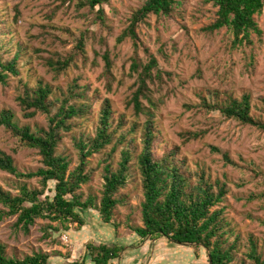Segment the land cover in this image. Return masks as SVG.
<instances>
[{
  "label": "rangeland",
  "instance_id": "obj_1",
  "mask_svg": "<svg viewBox=\"0 0 264 264\" xmlns=\"http://www.w3.org/2000/svg\"><path fill=\"white\" fill-rule=\"evenodd\" d=\"M144 1L110 0L104 7L107 30L92 25L88 18H84L85 10L77 13L72 5L62 6L56 0H0L3 61L11 60L19 53V76H9L7 86H0V111L10 110L20 126L45 128V115L37 113L34 118L26 119L22 114L17 98L24 94L25 86L33 89L41 82L51 88L50 98L56 99L61 98L67 86L78 79L79 85L89 87V95L97 92L100 100L109 99L115 115H123L126 123L141 125L147 116H136L129 103L135 91V79L128 75L132 44L126 41L116 45L115 40L127 26L131 14ZM178 1L179 7L173 18L157 20L151 17L139 28L142 43L156 58L159 67L160 77L149 83L151 102L142 100L143 106L155 116L158 130L155 156L178 149L175 153L178 163L185 162L192 172L204 171L212 182L219 180L225 183L227 196L217 208L225 209L228 230L233 237L242 239L253 235L264 257V177L256 174H264V134L224 120L218 111L204 112L199 107L198 98L203 95L211 102L247 94L252 114L260 116L258 109L264 100V13L257 19L263 32L262 45L258 48L254 69L248 70L240 54L230 56L224 51V30L212 37L199 33L214 18L215 10L211 5H203L204 0ZM54 12V17L50 19ZM61 29H68L75 36L80 32L87 33V62L79 61L76 67H70L55 77L49 61H55L57 56L66 57L74 47L72 40ZM105 53L113 62L114 81L110 92L101 77ZM98 109L99 102H96L92 113L76 120L77 126L62 136L57 154L69 158L70 170L77 165L72 137L94 135ZM190 133L202 135L185 143ZM211 147L226 153L237 168L225 165L221 155L213 153ZM0 151L11 156L21 171H35L41 166L40 157L34 150H20L16 141L3 129H0ZM108 152L109 149L88 159L86 170L92 175L90 182L83 185L79 192L83 200L88 196L100 200L102 167ZM114 159H118V152ZM15 181L10 175L0 172V186L13 194H16ZM27 185L31 189L38 188L35 180L27 182ZM49 189L52 195L53 183L49 184ZM251 196L257 198L250 199ZM120 197L124 202L114 211L110 224H104L96 211L87 210L79 212L83 227L72 222L60 225L39 219L30 227L29 234L24 235L15 227L16 217L5 218L0 222V244L5 246L9 258L21 259L33 253H43L50 257L53 264L80 263L87 252V245L99 244L131 247L126 257L128 264H189L195 261L197 254L194 248L167 245L166 242L154 244L150 240L138 239L127 229V225H142L140 205L143 193L140 176L135 169ZM0 210H4L1 205ZM64 237L67 241L63 240ZM238 258L234 264L238 263Z\"/></svg>",
  "mask_w": 264,
  "mask_h": 264
},
{
  "label": "trees",
  "instance_id": "obj_2",
  "mask_svg": "<svg viewBox=\"0 0 264 264\" xmlns=\"http://www.w3.org/2000/svg\"><path fill=\"white\" fill-rule=\"evenodd\" d=\"M62 6L72 5L79 13L85 10L83 17L92 25L107 30L104 7L110 0H56ZM203 5H211L213 20L200 30V34L214 36L225 31L223 49L230 56L241 55V61L248 70L255 67L258 48L262 45L263 32L257 19L264 13V0H204ZM179 7L178 0H145L134 11L127 26L116 38V45L130 41L133 48L129 59V77L134 78L135 91L129 103L136 116L144 114L146 120L138 123H126L123 115H115L109 99L100 100L99 94L89 95V87L79 85L73 80L61 98L51 99V88L41 82L17 98L18 105L26 119H32L37 113L45 115L46 127L20 126L14 120L10 110L0 111V129L16 141L20 150H34L40 157L41 166L35 171H21L11 156L0 151V172L6 173L16 181V194L0 186V222L5 218L16 217L15 227L28 235L36 220L44 219L60 225L72 222L83 227L79 212L94 210L104 224H110L116 208L123 204L120 192L131 178L133 169L139 174L143 193L141 208V226L127 225L138 239L168 242L182 246L203 247L208 253L209 264H264L259 252L258 240L253 235L245 239L234 236L228 230L224 208H217L227 196L226 184L210 181L204 171L192 172L185 162L178 163L175 153H163L155 156L158 130L153 112L146 109L142 100L149 99V83L159 76L156 58L142 43L139 28L151 17L157 20L171 19ZM55 12L50 17L52 19ZM0 24L1 21H0ZM5 25V24H4ZM73 42V50L66 57L57 56L49 61V67L55 77H59L77 62L86 63L85 43L87 33L75 36L68 29H61ZM10 32V30H9ZM3 33H0V35ZM7 35V31L5 32ZM4 46L0 43V86L6 87L9 76H19V53L11 60L3 61ZM141 54L143 56H141ZM104 69L101 77L106 81L108 92L114 81L113 62L107 53L103 55ZM97 66V63H94ZM200 109L206 113L218 111L222 119L231 120L241 126H247L264 134V100L259 108L260 116L252 114L250 96L240 98L228 96L225 100L208 101L198 96ZM99 102L96 113V125L93 136L72 137L77 153V165L70 170L71 161L57 154V148L64 134L70 133L81 120L92 113V106ZM54 110V111H53ZM139 132V135H138ZM138 135V138H136ZM202 134L190 133L185 139L196 140ZM109 149L105 155L102 169L101 198L87 197L83 200L80 192L83 185L91 180V171H87L88 159ZM213 153L220 154L224 164L237 165L226 153L211 147ZM118 152V159H114ZM258 176L264 174L256 173ZM35 180L38 188H29L27 182ZM20 182L21 184H18ZM53 183V190L49 184ZM48 192V194H46ZM257 197L251 196L250 199ZM233 239V241H231ZM124 246L113 244L87 245L82 261L68 264H111L124 251ZM242 250H244L242 252ZM0 264H53L50 257L43 253H33L21 259L9 258L5 246L0 244Z\"/></svg>",
  "mask_w": 264,
  "mask_h": 264
},
{
  "label": "crops",
  "instance_id": "obj_3",
  "mask_svg": "<svg viewBox=\"0 0 264 264\" xmlns=\"http://www.w3.org/2000/svg\"><path fill=\"white\" fill-rule=\"evenodd\" d=\"M165 243L167 245H176V244H173V243H167L168 241L166 239H160V240H157V241H153L154 244L156 243ZM113 245V244H112ZM119 245H122V244H119ZM108 246H111V245H108ZM124 246V251L120 254L119 258L117 260H114L111 262V264H115V262H118V264H128V261L129 259H127L126 257H128L127 254H129V250L131 247H129L128 245H122ZM178 246H182V245H178ZM182 247H186V248H194V250H196V256H195V261H190L189 264H203V263H208V253L207 251L203 248V247H196V246H189V245H186V246H182ZM144 250V248L142 249ZM125 259V260H123ZM181 264V263H180Z\"/></svg>",
  "mask_w": 264,
  "mask_h": 264
},
{
  "label": "built area",
  "instance_id": "obj_4",
  "mask_svg": "<svg viewBox=\"0 0 264 264\" xmlns=\"http://www.w3.org/2000/svg\"><path fill=\"white\" fill-rule=\"evenodd\" d=\"M63 240L67 241V239L64 237Z\"/></svg>",
  "mask_w": 264,
  "mask_h": 264
}]
</instances>
